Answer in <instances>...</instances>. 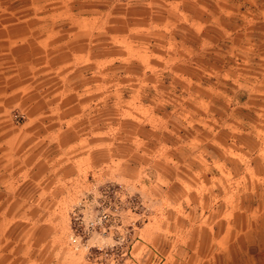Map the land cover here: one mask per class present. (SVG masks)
I'll return each instance as SVG.
<instances>
[{"label": "rangeland", "instance_id": "374dc122", "mask_svg": "<svg viewBox=\"0 0 264 264\" xmlns=\"http://www.w3.org/2000/svg\"><path fill=\"white\" fill-rule=\"evenodd\" d=\"M0 264H264V0H0Z\"/></svg>", "mask_w": 264, "mask_h": 264}]
</instances>
